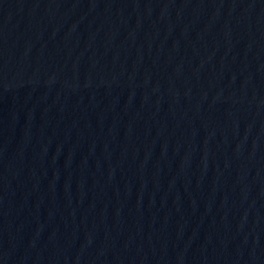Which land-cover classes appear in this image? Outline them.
Instances as JSON below:
<instances>
[{
  "label": "water",
  "instance_id": "1",
  "mask_svg": "<svg viewBox=\"0 0 264 264\" xmlns=\"http://www.w3.org/2000/svg\"><path fill=\"white\" fill-rule=\"evenodd\" d=\"M0 264H264V0H0Z\"/></svg>",
  "mask_w": 264,
  "mask_h": 264
}]
</instances>
